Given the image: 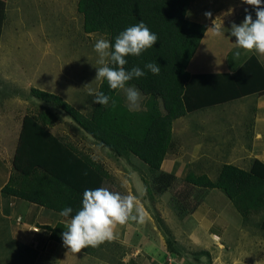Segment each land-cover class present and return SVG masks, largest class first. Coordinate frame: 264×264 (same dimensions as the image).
Returning a JSON list of instances; mask_svg holds the SVG:
<instances>
[{
	"label": "trees",
	"instance_id": "16d2710c",
	"mask_svg": "<svg viewBox=\"0 0 264 264\" xmlns=\"http://www.w3.org/2000/svg\"><path fill=\"white\" fill-rule=\"evenodd\" d=\"M190 3L191 0L77 1L84 33H105L108 40L114 42L126 27L143 21L158 35L153 47L140 56L129 55L124 66L144 69L148 62L160 65L159 74L144 69L143 77L128 82V86L136 87L144 95L143 108L129 110L118 95V89H110L106 80H101L97 90L109 95V103L100 105L93 101L85 114L57 94L36 88L30 91L33 96L65 111L85 133L111 152L132 154L147 165L151 173H157L154 180L161 184L158 192L164 191L174 180L172 173L160 168L173 145L174 119L204 107L264 92V65L254 55L235 67L231 60L234 56L230 57L229 53L231 72L190 74L187 71L208 27L187 17ZM4 17L0 3V34ZM12 166L14 173L2 192L59 213L74 194L83 195L86 188L101 187L109 176L102 164L80 155L51 134L33 115H24L22 119ZM188 181L199 187L221 189L245 212L249 207L264 205V163L257 159L248 170L223 164L215 179L205 174H191ZM65 226L58 222L44 227L50 231V240L63 243L61 233L66 230ZM169 249L172 253L170 246Z\"/></svg>",
	"mask_w": 264,
	"mask_h": 264
},
{
	"label": "rangeland",
	"instance_id": "374dc122",
	"mask_svg": "<svg viewBox=\"0 0 264 264\" xmlns=\"http://www.w3.org/2000/svg\"><path fill=\"white\" fill-rule=\"evenodd\" d=\"M22 1L24 14L21 12V17L25 16V20L21 21L20 16L14 17L12 30L5 29V34L0 38V72L7 60L9 66L13 65L12 61L21 63L28 72L37 73L38 79L35 81L37 85L50 87L49 85L55 84L60 88H72L89 74L87 89L89 93L96 90L100 80L95 79L97 67L102 65L98 63L99 56L94 44L98 39H108L107 35L101 32L84 33L80 26V15L69 21L72 13L70 2L64 6L56 4L55 7L54 1L49 5L45 0ZM255 7L243 3V0H191L187 11L188 18H196L206 23L209 30L203 35L188 65V71L209 70L214 67L212 65L214 62L223 63L227 51H230V57H236L237 63L242 61L250 51L237 48L236 38L230 34L231 26L233 22L239 24L244 20L247 14L245 9L255 19ZM229 8L234 10L232 14L224 15ZM52 9H55L52 15L57 16L56 23L50 14ZM9 11L15 16L19 14L13 4L8 7L7 12ZM206 12H211L212 15L207 17ZM222 22L223 31L217 35L215 26ZM10 26L11 22L8 28ZM237 51L239 55H236ZM197 63L207 65L199 68ZM122 94L125 95V92L122 91ZM30 95L32 96L31 92L28 95L27 91L23 95L29 102L27 107L40 106L39 103L30 101L32 100ZM70 97L72 103L76 105L83 103L81 98H78V93ZM143 102L144 97L141 94L139 107ZM174 131L176 134L178 126H175ZM176 143L175 139L169 152L171 155L174 154L175 158L172 155L165 160L174 167L173 172L180 170L178 155L181 147L176 146ZM106 162L110 170L117 174V177L113 175L116 182L114 184L120 189L121 184L124 187L125 184L132 187L134 180L140 179L131 174L134 170L143 179V185L147 189V200L144 202L148 204L152 201L146 209L154 220L156 229L163 235L167 252L158 264H264V205L249 207L245 212L244 208H238L221 189L205 187L198 189L190 184L188 178L196 171L194 159L181 161L183 168L177 176L171 172L174 180L164 190L168 192L164 200L156 199L161 193L158 192L161 184L154 180L157 173H151L143 162L127 158L122 161L119 168L116 166L115 158H108ZM185 162H188V165L184 167ZM210 171L212 178L215 179L214 175L217 174L211 169ZM216 171L218 172L217 168ZM113 176L106 177V185H110L107 183L111 182ZM163 215L164 217H161ZM128 222H133V219ZM38 231L41 233L40 238L42 236L44 239L37 240L36 244L32 242L30 245L17 247L13 244L9 249L0 248V264H32L34 261L47 258L49 252L46 251L45 243L48 245L55 241H48L50 231L47 228L40 227ZM169 246L173 250L172 253L168 251ZM135 247L134 243L127 246L110 240L96 247L89 246L83 249L110 264H137L130 255ZM5 251H8L7 254Z\"/></svg>",
	"mask_w": 264,
	"mask_h": 264
},
{
	"label": "crops",
	"instance_id": "0c3cea01",
	"mask_svg": "<svg viewBox=\"0 0 264 264\" xmlns=\"http://www.w3.org/2000/svg\"><path fill=\"white\" fill-rule=\"evenodd\" d=\"M51 1L55 2V7L57 5L64 6L70 2L69 5L72 6V13L69 21L75 16L80 15V26L82 28V15L77 11L78 0H63V2H59L58 0H45V3L49 5ZM0 3L3 5L5 13L1 26V38L6 32L5 29L7 31L12 30L14 17L20 16L21 21H24L26 17H21V12L23 13L24 7L22 0H0ZM12 4L15 5L16 10L19 12L16 16L12 14L11 11H9L10 13L7 12L8 7ZM53 13H55V9L50 11L51 15ZM51 17L54 18V23L58 22L56 15H52ZM189 19L201 22L196 18ZM9 20L11 26L8 28V24L10 23ZM208 30L209 27H207L205 32ZM249 51V54L245 58L254 55L257 60L264 65V54L258 53L254 49ZM229 52L230 51L226 52L223 63L219 62V64H217L214 62L212 64L214 67L209 70L197 69L188 71L187 69V71L190 74L231 72L232 69L227 59ZM193 56L189 63H191ZM8 58L9 57H7V59ZM231 60L233 62L232 64H236L235 67L240 64H237L236 57ZM7 61L0 72L1 249H9L13 244H15L16 247L30 245L32 242L36 244L37 240L41 241V238H43L42 236L40 238L41 233L38 231L40 227L46 225L52 227L58 222L64 224L70 222V217H62L59 215V212L55 210L47 209L42 205L2 192V188L9 183V179L14 173L12 160L18 143L24 115H33L51 134L62 142L72 146L80 155L88 156L91 160L102 164L109 175H115L117 177V174L113 173L108 167V162H106L108 158L117 159L116 166H118V168L121 166L120 164L122 161L127 158H134L142 163L132 154L117 155L111 152L107 147L102 146L97 140L85 133L83 129L59 107L49 104L33 95H30V99H32L30 101L39 103L40 106L27 107L29 102H27V97L23 96L26 94V91L29 95L31 88L48 91L59 95L68 104L85 114L90 110L94 99L93 93L98 89L102 79L98 81L96 90L91 93H89L87 89L90 80L89 74L84 76L80 82L76 81L77 84L75 83L72 88H60L55 84L49 85L50 87H41L35 82L36 79H38L36 72H28L21 63L13 61V65L9 66V62ZM196 65L201 68L207 64L197 63ZM83 74H85L84 71ZM86 89L87 92H85ZM122 91L123 90L118 89L117 93L121 97L123 103L129 108L125 98L126 96L122 94ZM75 93H78V98H81L83 102L81 105L72 103L70 96H73ZM141 108H143V105L135 110ZM175 126H178L176 134L174 131ZM171 137L173 144L176 139V146L179 148L181 147L178 155V166L180 170L173 172L174 167L165 161L166 158L172 155L175 158L174 154H169L171 150H168L160 168L165 173L173 172L175 176H177L179 174L178 172L183 168L180 162L189 159H194V168L197 172L193 171V174H205L210 179L214 178H212L213 175L210 169L217 174L216 168L218 170L223 164H232L244 170H248L254 159L264 163V92L245 95L238 99L186 113L173 120ZM79 143H81V145ZM187 163L188 162H185L184 167ZM219 163L220 165H218ZM131 174L135 178L137 176L140 178L134 180L133 185H135V187L133 185L129 187L127 184H125L126 186L124 187L121 184L120 189L114 184L116 183L114 176L111 179L109 178L111 182L107 184L110 185H106V179H104L101 184V186L105 187L106 185L110 190L119 192L123 195H134L137 198L138 205L143 210V219H140L138 216L137 219L133 220L131 223L128 221L132 219H129L123 225L118 224L114 229L115 235L112 240L127 246H131L132 243H134L136 247L133 248L134 250L130 255L134 257L133 259L137 264H158L160 263L161 257L167 253L165 250L164 238L161 232L156 229L154 220H152V217H150L151 215L146 209L148 204H151L152 201L148 204L144 202L147 197V189L143 185V179H141L139 173L137 174L135 170L132 171ZM214 176L216 177V175ZM196 187H198V189L201 188L199 186ZM44 189L46 188H43V190ZM167 193V191L161 192L156 199H166ZM81 200V194H74L71 197L67 205L73 208V213L71 215H74L81 207ZM164 215L161 217H164ZM48 241L51 240L48 239ZM45 247L47 248L46 251L49 252V256L42 260L34 261L32 264H110V262L105 261V259L97 258L93 253L91 254L83 248L80 252L75 253L61 242H53L48 245L45 243ZM7 252L8 251H5V254H7ZM3 253L4 251L2 250V254Z\"/></svg>",
	"mask_w": 264,
	"mask_h": 264
},
{
	"label": "clouds",
	"instance_id": "9594fccd",
	"mask_svg": "<svg viewBox=\"0 0 264 264\" xmlns=\"http://www.w3.org/2000/svg\"><path fill=\"white\" fill-rule=\"evenodd\" d=\"M243 3L256 6L255 16L246 11L244 20L236 24L232 23L231 36L236 38L238 49L255 50L264 54V0H243ZM234 10L229 8L224 15H231ZM211 12L205 16L210 17ZM223 22L215 26V33L221 34ZM158 41V35L149 29L143 22L126 27L114 39H98L94 49L98 53V63L95 79L106 80L110 89H121L125 92L129 110L139 107L141 92L134 86H128V82L134 78L143 77L147 69L153 74H159L160 65L148 62L144 69L133 66L126 69L128 63L126 57L140 56L145 50L153 47ZM239 55V52H236ZM94 102L107 105L109 95L103 91H94ZM73 208L66 206L61 209L59 215L70 217L66 224V230L61 233L62 241L71 251L78 253L85 247H96L99 244L114 238L116 226L125 224L129 219H143V210L137 203L134 195H123L106 187L86 188L82 195L81 207L75 212Z\"/></svg>",
	"mask_w": 264,
	"mask_h": 264
}]
</instances>
